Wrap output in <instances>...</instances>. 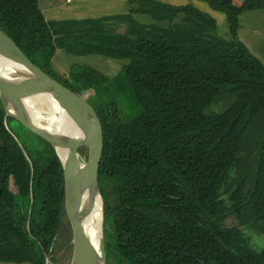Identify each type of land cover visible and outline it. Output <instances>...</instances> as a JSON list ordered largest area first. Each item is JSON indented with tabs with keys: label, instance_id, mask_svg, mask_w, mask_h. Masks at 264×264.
Returning a JSON list of instances; mask_svg holds the SVG:
<instances>
[{
	"label": "trees",
	"instance_id": "1",
	"mask_svg": "<svg viewBox=\"0 0 264 264\" xmlns=\"http://www.w3.org/2000/svg\"><path fill=\"white\" fill-rule=\"evenodd\" d=\"M198 1L224 14L232 44L119 32L53 38L38 0H0V29L36 66L93 92L107 264H264V247L246 235H264V65L237 39L241 13L264 0ZM129 4L156 23L184 15L216 28L192 5ZM56 49L127 63L112 77L81 65L62 76L50 67ZM4 116L0 102V262L53 264L63 171L49 144L23 146Z\"/></svg>",
	"mask_w": 264,
	"mask_h": 264
},
{
	"label": "water",
	"instance_id": "2",
	"mask_svg": "<svg viewBox=\"0 0 264 264\" xmlns=\"http://www.w3.org/2000/svg\"><path fill=\"white\" fill-rule=\"evenodd\" d=\"M0 57L18 64L24 70V84L27 82L33 91V96H37L36 107L40 115L53 116L59 111L51 104L53 100L60 105L58 107L64 110L73 123V130L62 132V128L51 127L44 130L32 125L29 121H23L17 113L10 111L9 99L14 91H7L0 80V102L5 113L4 124L7 118H12L32 135L49 144L62 168L64 181L62 211L70 234L69 264H107L105 205L97 178L103 151L102 125L98 115L82 95L64 87L36 66L1 29ZM88 122L96 126L94 143L90 141L86 131ZM86 197L89 205L99 206L96 235L100 240L97 250L80 224V216L91 211L83 209Z\"/></svg>",
	"mask_w": 264,
	"mask_h": 264
},
{
	"label": "crops",
	"instance_id": "3",
	"mask_svg": "<svg viewBox=\"0 0 264 264\" xmlns=\"http://www.w3.org/2000/svg\"><path fill=\"white\" fill-rule=\"evenodd\" d=\"M129 1L130 0H70L66 2V0H38V6L53 38L85 32H119L130 35L166 37L164 35L168 33L172 34L171 30L173 29L179 30L178 32H181V34H185L191 31L190 28L198 26V23L195 21L181 16L177 17L171 25L156 23L147 15L131 13ZM155 1L173 6L192 5L210 16H214L215 14V11L210 9L206 3L199 2L198 0ZM172 39L178 40L181 38ZM205 40L210 39L207 38ZM218 44L225 46L232 43L222 42ZM104 58L105 57L94 55L74 56L66 53L62 49H56L50 63L57 74L65 76L73 65L90 67L89 65L91 64H104L109 67V62H113L112 71L114 73L127 62L123 60L124 63L119 65L114 63L116 59Z\"/></svg>",
	"mask_w": 264,
	"mask_h": 264
},
{
	"label": "rangeland",
	"instance_id": "4",
	"mask_svg": "<svg viewBox=\"0 0 264 264\" xmlns=\"http://www.w3.org/2000/svg\"><path fill=\"white\" fill-rule=\"evenodd\" d=\"M232 1L235 5L238 6L244 0H232ZM181 17H187V16L181 15ZM210 17L215 20L216 28H210L209 26H206L201 22H197L193 20L192 18L187 17L188 19H191L195 21L196 23H198V26L194 28H190L191 31L185 34H181V32H178L179 30L173 29L171 30L172 34L168 33L164 36H166L168 39H172V38H181V39L205 38L207 39L208 38L218 43H222V42L233 43L234 39L229 33L228 23L224 15L221 12L215 11L214 16L212 15ZM237 39L238 41L242 42L248 48L249 52L252 55H254L256 58H258L260 62L264 65V9L247 10L241 13V15L239 16ZM109 63H110L109 67L104 64L102 65L91 64L89 66L90 68L95 69L97 72L101 74L112 77L115 74H117L122 67L117 72L113 73L112 71L113 62H109ZM114 63L120 65L124 63V61L115 60ZM50 67L52 68L51 63H50ZM75 69L77 70V68ZM75 92L78 95H82L88 101L90 98L89 96L93 94L92 90L83 89L81 86H77L75 88ZM69 126L71 130L74 129L73 123L69 124ZM8 128L23 146L28 147V148H30V146L33 144L38 146V143L36 142L37 137L34 135L30 136L29 134L30 132H28L24 127H22L14 119H11L8 121ZM10 189L12 192H15V187L13 186L12 183H10ZM224 224L228 227H231L235 225L236 222L234 218L230 217L224 221ZM108 232L109 233L111 232L109 227L107 228V234ZM246 235L249 238L250 244L256 246V251H260L264 247V235L256 234V236H253L250 233H247ZM66 247L68 248V251H65L64 253V249ZM69 247H70V234H69V228L67 225V220L64 216L61 219V226L58 229L57 238L55 241L56 251L54 252L55 259H54L53 264H69L70 262ZM63 253L65 254V256L68 257L66 261L61 256ZM0 264H9V263L0 262ZM24 264H28V263H24ZM47 264H49V259H47Z\"/></svg>",
	"mask_w": 264,
	"mask_h": 264
},
{
	"label": "bare ground",
	"instance_id": "5",
	"mask_svg": "<svg viewBox=\"0 0 264 264\" xmlns=\"http://www.w3.org/2000/svg\"><path fill=\"white\" fill-rule=\"evenodd\" d=\"M24 73V70H22L18 64L0 57V80L7 91H14L12 96L10 95L9 99L11 106L10 111L17 113V115L23 119V121H29L32 125L44 130L55 127L62 128V132H70L71 128L69 124L72 123L71 120L69 119L68 115L64 113V110H61L58 107L59 104L57 105L55 101L51 100L50 96L49 100H51V104L59 111L53 116H50L51 118H49V116L40 115L36 107L38 98L37 96H33V91L29 84H27V82L24 84ZM20 82H22L21 85ZM95 129L96 126L93 123H86V131L92 143H94L96 140ZM83 209L84 211L86 209H90L91 211H87L80 216L81 227L92 239V245L97 250L100 240V238L96 235V226L99 218V206L89 205L86 197L84 200Z\"/></svg>",
	"mask_w": 264,
	"mask_h": 264
},
{
	"label": "built area",
	"instance_id": "6",
	"mask_svg": "<svg viewBox=\"0 0 264 264\" xmlns=\"http://www.w3.org/2000/svg\"><path fill=\"white\" fill-rule=\"evenodd\" d=\"M70 0H66V2H69Z\"/></svg>",
	"mask_w": 264,
	"mask_h": 264
}]
</instances>
